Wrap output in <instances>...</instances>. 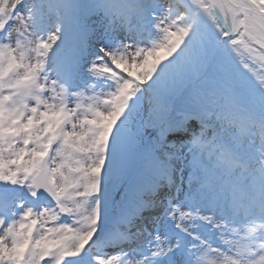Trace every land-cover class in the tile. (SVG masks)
Wrapping results in <instances>:
<instances>
[{
    "label": "snow or ice",
    "instance_id": "obj_1",
    "mask_svg": "<svg viewBox=\"0 0 264 264\" xmlns=\"http://www.w3.org/2000/svg\"><path fill=\"white\" fill-rule=\"evenodd\" d=\"M0 264H264V0H0Z\"/></svg>",
    "mask_w": 264,
    "mask_h": 264
}]
</instances>
